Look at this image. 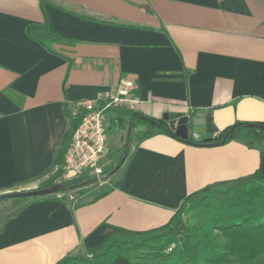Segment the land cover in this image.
<instances>
[{
  "label": "crops",
  "instance_id": "0c3cea01",
  "mask_svg": "<svg viewBox=\"0 0 264 264\" xmlns=\"http://www.w3.org/2000/svg\"><path fill=\"white\" fill-rule=\"evenodd\" d=\"M52 1L0 0V193L47 181L69 129L64 105L75 114L123 78L137 82L138 113L152 119L210 115L218 132L264 123V0ZM45 24L75 45L55 54L28 36ZM261 163L244 142L196 147L156 135L97 185L105 191L38 200L16 216L23 203L0 229V264H56L117 227H160L188 195Z\"/></svg>",
  "mask_w": 264,
  "mask_h": 264
},
{
  "label": "trees",
  "instance_id": "16d2710c",
  "mask_svg": "<svg viewBox=\"0 0 264 264\" xmlns=\"http://www.w3.org/2000/svg\"><path fill=\"white\" fill-rule=\"evenodd\" d=\"M43 2L53 3L52 0ZM27 33L51 53L59 54L55 45H75L73 40L53 31L48 24L29 26ZM10 96L14 97L12 94ZM64 112L69 120V129L55 153V173L37 189L13 194L50 192L60 185H65L66 189L21 198L9 196L10 194L0 195V204L12 199L24 202L16 216L35 201L65 202L70 200L67 196L69 191L83 188L85 190H81L75 198L79 199L89 186L104 182L114 175L125 156L131 153L129 136L119 161L104 171L99 180L86 177L65 180V156L84 111L74 114L66 104ZM196 115L190 114L192 117ZM144 118L155 121L158 125H153ZM141 125L144 126V132L137 145L156 135L171 136L168 121L125 110L119 111L117 117L111 120L109 129L116 132L127 129L131 135ZM263 126L264 123L236 122L217 132L212 142L195 139L190 130L189 139L182 142L196 147L244 142L250 148L258 150L262 156ZM260 260L264 262V178L261 167L247 177L217 182L188 195L174 210L170 220L160 227L144 231L117 227L96 246L81 254L66 256L56 264H256Z\"/></svg>",
  "mask_w": 264,
  "mask_h": 264
},
{
  "label": "built area",
  "instance_id": "2783aa9c",
  "mask_svg": "<svg viewBox=\"0 0 264 264\" xmlns=\"http://www.w3.org/2000/svg\"><path fill=\"white\" fill-rule=\"evenodd\" d=\"M137 92V82L123 78L116 88L101 93L95 100L78 104L84 116L74 130L65 156V180L102 174L101 164L108 151L109 115L119 110L138 113L143 101ZM193 137L198 139L196 135Z\"/></svg>",
  "mask_w": 264,
  "mask_h": 264
},
{
  "label": "rangeland",
  "instance_id": "374dc122",
  "mask_svg": "<svg viewBox=\"0 0 264 264\" xmlns=\"http://www.w3.org/2000/svg\"><path fill=\"white\" fill-rule=\"evenodd\" d=\"M108 126H110V122H108ZM143 132H144V126L142 125L137 127V129L131 135L129 134V130L127 129L124 132H120V131L116 132V131L108 129V151H107V155L104 158V161L101 164L103 167V172L109 169L112 165L116 164L119 161V159L121 158V155L123 154L124 145L126 143L127 137L131 136V151H132L137 146L138 139L142 136ZM100 176L91 177V179L97 178L99 180ZM116 178L117 176H115L113 180H115ZM97 185H99V183L92 184L91 186H89L86 189L87 191L83 196L91 192L96 193V192L105 191V189L107 188V187H104V188L96 189ZM81 190H85V189L82 188V189H76V190L69 191L67 193L68 198L70 200H74L77 197V195L81 192ZM12 191H16V190H10L9 192H12ZM2 194L3 193H0V195ZM80 198L81 197H79V199ZM23 203L24 202L22 200L12 199L9 201L2 202L0 204V229L2 228L7 217L11 215L12 213H14L15 211H17ZM256 264H264V262L263 260H260Z\"/></svg>",
  "mask_w": 264,
  "mask_h": 264
},
{
  "label": "water",
  "instance_id": "95a60500",
  "mask_svg": "<svg viewBox=\"0 0 264 264\" xmlns=\"http://www.w3.org/2000/svg\"><path fill=\"white\" fill-rule=\"evenodd\" d=\"M144 119L153 125H158V123H156L155 121H152L147 118ZM163 120L168 121V128L171 131V136L175 139L184 142H187V140L189 139L190 130L192 131L193 135L205 137L204 139L206 142H212L213 135L218 132L217 128L214 126L212 122V117L210 115L193 116V117L190 115L188 116L168 115V116H164ZM126 158L127 156H125L120 166L116 168L115 172H117L119 168L124 164ZM261 169L264 178V152L262 155ZM65 189H66L65 185H60L50 192L38 191V192H26V193H15V194L6 193V194L8 195L10 194L9 196L21 198L27 196L45 195L51 192H60V191H64Z\"/></svg>",
  "mask_w": 264,
  "mask_h": 264
}]
</instances>
